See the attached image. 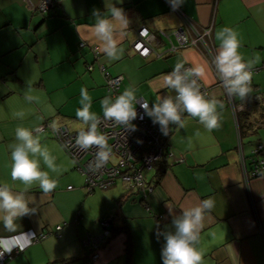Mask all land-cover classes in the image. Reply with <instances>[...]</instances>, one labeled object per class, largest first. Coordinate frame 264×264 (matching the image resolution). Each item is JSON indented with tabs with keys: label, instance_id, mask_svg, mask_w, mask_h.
Here are the masks:
<instances>
[{
	"label": "crops",
	"instance_id": "0c3cea01",
	"mask_svg": "<svg viewBox=\"0 0 264 264\" xmlns=\"http://www.w3.org/2000/svg\"><path fill=\"white\" fill-rule=\"evenodd\" d=\"M54 1L43 12L41 0H0V184L24 190L21 182L10 176L9 145L18 143L15 129L20 126L34 129L48 124L39 132L41 147L60 169L59 174L50 172L57 181L52 192L42 195L38 184L25 192L26 197H35L30 206L36 211L17 221L18 232L49 234L23 250L13 245L14 255L2 264H87L92 247L84 239L87 234H100V220L108 216L114 217L115 230L112 228L109 241L97 250L93 264H127L128 237L132 250L129 264H163L164 237L175 232L173 219L183 208L206 198L213 199L215 207L205 213L200 233L198 247L204 264H231L227 243L237 250L241 264H264V174L245 177V171L249 173L253 166V150L264 139V126L258 123L264 118V0H184L176 8L201 28H211L216 53V32L230 27L238 33L243 58L259 57L252 69L250 94L243 101L233 97L236 111L198 50L168 53L169 44L163 37L156 48L161 55L143 57L132 48L141 26L155 33L164 30L177 42L173 33L183 25V18L171 7V0H110L123 8L130 20L126 35L121 37L123 55L113 62L96 53L90 32L95 23L92 12H106L105 0ZM184 59L191 67L209 63L208 97L215 96L224 104L221 126L210 132L198 118L183 113L185 127L174 126L167 139L169 152L148 170L146 184L153 183V190L145 196L142 187L128 188L122 181L88 191L84 174L53 136L50 124L55 120L73 130L87 127L75 114L82 106V88H87L92 98L91 110L102 116L100 101L113 96L108 92L105 71L123 75L118 95L134 85L138 97L150 107L157 95L175 96L174 90L160 89V84L175 63ZM26 95L32 99H25ZM13 113L23 116L14 117ZM259 156L264 158V151ZM40 161L42 169L48 170L42 158ZM58 225H62L60 231ZM12 235L16 234L6 232L0 224V237Z\"/></svg>",
	"mask_w": 264,
	"mask_h": 264
},
{
	"label": "clouds",
	"instance_id": "9594fccd",
	"mask_svg": "<svg viewBox=\"0 0 264 264\" xmlns=\"http://www.w3.org/2000/svg\"><path fill=\"white\" fill-rule=\"evenodd\" d=\"M183 2L184 0H171L174 8H178ZM105 7L107 11L104 13L99 9L93 10L95 23L90 32L96 45V53L98 55L103 53L109 62H113L123 55L121 37L126 35L130 20L124 9L117 7L110 0H105ZM141 35L147 37V30H142ZM81 39L84 41L82 35ZM215 39L219 42V46L211 64L215 65V71L226 93L243 101L251 92L252 69L259 61V57L248 60L243 58L239 52L241 43L238 33L230 27L217 31ZM188 62L187 59L176 62L174 68L162 77L160 89H167L169 92L174 90L175 96L157 95L156 102L150 107L147 101L142 102L138 97L135 86L130 85L121 94L115 97L107 95L100 101L103 120L135 131L136 126L132 122L138 116L136 105L139 104L144 113L153 118L154 124L159 123L164 135L169 134L170 125H176L177 128L185 127L183 113L198 118L199 123L210 132L218 129L222 123L224 104L215 96L211 98L206 96L201 90V84L197 82L199 80L204 85L208 84L210 65L204 61L193 63L192 67L185 69L184 65ZM191 77L196 79H190ZM29 90L31 91V85ZM80 95L82 106L75 114L87 127H82L78 131L75 145L83 150L93 147L98 149L94 157L95 164L92 161L88 165L89 171L97 172L109 162L111 148L107 137L98 131L101 117L91 110L92 98L88 89L82 88ZM25 99L31 100L32 97L26 95ZM52 113L54 115L55 109ZM13 116L22 117L23 113H13ZM50 127L53 131L60 130V125L55 120ZM39 132V128L17 127L15 139L18 143L9 145L12 161L11 180L21 182L24 190L14 191L8 183L0 184V224L6 232L16 234L0 237V255L10 252L13 245H20V249L23 250L35 239L34 232H18L20 225L17 221L36 211L35 207L30 206L34 204L35 197H26L25 192L35 184H38L42 195L52 192L57 187V181L50 172L59 174L60 169L55 163V158L46 148L41 147ZM40 158L48 170L42 169ZM214 207V200L206 198L194 206L183 208L181 215L173 219L175 232L166 233L164 237L166 243L161 252L163 264H204V254L198 244L205 213L212 212ZM169 211L171 212L170 205ZM157 235L159 236L160 233ZM225 250L231 264H241L239 253L232 244L227 243Z\"/></svg>",
	"mask_w": 264,
	"mask_h": 264
},
{
	"label": "built area",
	"instance_id": "2783aa9c",
	"mask_svg": "<svg viewBox=\"0 0 264 264\" xmlns=\"http://www.w3.org/2000/svg\"><path fill=\"white\" fill-rule=\"evenodd\" d=\"M54 3V0H41V11H48ZM171 7H173L172 4ZM174 9L183 18V25L173 33L177 42H174L171 38L172 36L164 30L155 33L148 27L141 26L136 33V39L132 43V48L143 57H147L152 53L161 55L156 51V48L163 37L169 44L166 52L177 53L186 48H194L207 59L216 73L215 65L211 64V61L217 54L214 45L211 42V28H201L195 21L186 18L179 9ZM144 29L148 32L147 37L141 35V31ZM190 67V64L184 65L185 69ZM183 70L184 69H182V71ZM105 75L107 78L108 92L115 97L118 95L120 85L123 81V75H111L108 71H105ZM190 79L196 78L191 77ZM197 82L201 84L202 92L208 96V86L204 85L202 81L198 80ZM218 83L223 87L220 80ZM226 96L234 111H236L237 109H235L233 104V97H230L227 93ZM140 99L142 102L146 101L142 97ZM136 107L138 116L132 122L136 126L135 131L124 128L122 125L115 124L111 121H104L102 117L103 115L100 116L101 124L98 125V131L107 137L111 148V155L109 162L97 172L89 171L88 165L92 161L93 164H95L94 157L98 149L93 147L89 150H83L76 146L75 138L79 130H73L65 123L59 124L60 130L58 132L53 131L51 128L53 136L63 145L67 154L72 158L76 168L84 174L85 187L88 191L92 192L96 189L110 187L114 185L118 179H120L128 188L132 186L142 187L144 195L153 190V183L146 184L144 171L145 169L152 168L154 164L161 161L169 152V143L167 139L171 135L173 129L170 125L169 134L164 135L159 123L154 124L153 119H150L144 113V110L140 108L139 104L136 105ZM238 108L245 109V106L239 105ZM141 116L143 117L142 119ZM47 127L48 124H43L39 126V129L40 131H43ZM263 151L264 139L261 140L253 150V166L249 173H246L245 171L246 179L264 174V158L259 156ZM113 221V216L102 218L100 220V224L103 228L102 232L98 235L87 234V237H85V242L92 247L91 254L87 259V264H93L94 260L97 258V250L109 241ZM61 228L62 225L56 226L57 231H60ZM48 234L49 232L35 234V239L32 240L31 243L41 240ZM13 253L14 251L11 250L10 252H4L3 255H0V264L3 263L6 257H12L14 255Z\"/></svg>",
	"mask_w": 264,
	"mask_h": 264
},
{
	"label": "trees",
	"instance_id": "16d2710c",
	"mask_svg": "<svg viewBox=\"0 0 264 264\" xmlns=\"http://www.w3.org/2000/svg\"><path fill=\"white\" fill-rule=\"evenodd\" d=\"M174 126L175 125H171V127H172V129H174ZM173 131V130H172ZM163 160V159H162ZM161 160V161H162ZM161 161H159V162H161ZM158 163V162H157ZM148 193V192H147ZM146 193V194H147ZM145 196V195H144ZM144 200H146V197L144 198ZM113 229H114V227H112ZM117 229H121V228H117ZM115 230V229H114ZM113 230V231H114ZM111 234H112V232H111ZM126 251H127V260H128V262H127V264H129L130 263V260H131V254H132V250H131V238L130 237H128V239H127V242H126ZM60 264H64V263H60Z\"/></svg>",
	"mask_w": 264,
	"mask_h": 264
},
{
	"label": "rangeland",
	"instance_id": "374dc122",
	"mask_svg": "<svg viewBox=\"0 0 264 264\" xmlns=\"http://www.w3.org/2000/svg\"><path fill=\"white\" fill-rule=\"evenodd\" d=\"M258 123H259L260 125L264 126V118H259ZM150 169H151V168H150ZM150 169H145V171H144L145 178H147L146 176L148 175V173H149L148 170H150ZM147 171H148V172H147ZM117 182H118L119 184L122 183L120 179H118Z\"/></svg>",
	"mask_w": 264,
	"mask_h": 264
}]
</instances>
